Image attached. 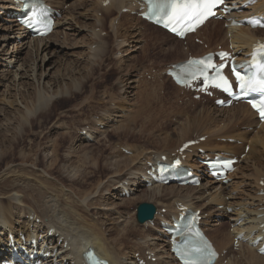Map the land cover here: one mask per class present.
Listing matches in <instances>:
<instances>
[{
    "label": "rangeland",
    "instance_id": "obj_1",
    "mask_svg": "<svg viewBox=\"0 0 264 264\" xmlns=\"http://www.w3.org/2000/svg\"><path fill=\"white\" fill-rule=\"evenodd\" d=\"M50 1L54 2V4L57 5L56 7L62 6L61 8L63 9V17L61 19V24L57 28V33L55 34L54 37H56L55 40L57 43L64 45L63 47L65 50L62 52H58L57 53L58 55L57 54L56 55L54 54L52 56L48 55L47 61L51 60V62H54L55 68L52 70L54 72H56V70L58 69L61 70L62 72L63 68L64 70L69 72L68 68H70V66H75L74 70L76 71L72 75L73 77L71 76L69 72L67 74V77H68L67 81L71 82L72 81L71 77H72L73 78L72 85L74 83H77V85H79V90H74L73 98H70V96L65 98L68 101V103H65L61 109L53 111L48 116L43 115L39 117H36V116L30 117L28 125H31V121H35V123H38V124L39 122H41V124H39L40 129L37 128L38 126L35 127L37 128L36 132L44 131L45 133H47V135H46V138L42 140L38 139V136L35 137L34 135H30L27 138V143H24L21 147L16 149V153L14 157V160H16V163H19L21 161L20 153L23 155L30 156V158L27 159L26 162L34 164L35 160H38V165H32L35 168V170L41 173L42 176L45 178H49L53 180L55 179V177L56 178L59 177L63 179V181L55 180L56 189L58 190L64 189L65 193L68 192L67 189L70 187L69 181L66 180L65 177L62 178V171L60 170V166L64 160H59L57 162L58 165L54 167V169L52 170L53 172L51 171L53 175L49 174L46 171V167L51 165L52 160L54 158V150H53L54 146L55 145L58 146V150L60 152L58 154L60 156L61 154H64L65 150L68 148L67 140L71 137L70 135H68L69 130L67 128H69L70 130L72 129V133H74L75 136L82 137L79 134L80 130L78 129L85 126V124H88L93 128L95 121H96L95 117L106 112V110L114 111L113 112L114 115L111 116L112 117L111 121L109 120L108 122H105L106 125L107 124L109 125L110 122H113L114 125L110 127L105 133L98 134L93 143H90L87 145L86 142L84 143L78 142V144H80L81 147L79 146L75 150L74 156L77 150L80 149L79 152H82L84 154L86 151L88 153V158H87L88 161H89V155L92 156L91 157L92 161H94L96 157L97 158L99 157V159L104 165H106L107 158H110L117 162H123V159H125L126 157L127 158L129 157V162H131V164L132 162L134 164L136 162V164L143 163L144 165L145 163L144 161H146V158L148 157L151 158L150 157L151 154L155 152L160 153V151L168 152V149H166V146L162 144L163 143L162 138H165L168 141L169 140L168 136H171L172 139L175 137L173 144L176 145L177 142H179V139L181 138L180 132H181L182 127L188 123L191 124V129L189 130V132L185 131L187 136H192V135L194 136L197 133L204 134L206 132L205 134H207V136L210 135V137H212L213 135H216L218 133L215 136L217 138H212L211 141H208V145L215 150L219 149L220 147H223L224 146L223 144H227V142L221 139L223 137H219V135H225L224 137L227 138L229 137V135L234 134L236 136H231V137L233 138L237 137L238 139H241L244 144L243 146H241L242 145L241 142L232 144L235 146L238 145L237 146L238 149L242 148L241 149L242 151L238 150L240 151V153L244 152L245 144L248 141H250V145L252 144L250 138L255 137L257 132L260 130V128L259 126H254L258 123L256 116L254 117L255 119L253 121L255 122V124L253 122H250L249 124L248 121H242L241 119L238 118L240 116L243 117L246 114V107L240 108L241 106H238V107H233V108H227L229 110L227 112H224L225 110L223 108L222 110L224 111H222L221 108L217 106L215 107L214 101L211 98L205 99L203 102L198 101L200 103H196L193 101L194 99L192 98V96L183 94L181 91L178 93V91L181 90V88L179 89L177 86L173 85L170 80L164 81L163 88H160V87L158 88L157 85L154 87L153 84H151L152 82L147 85L144 82L137 84L136 82L133 81L130 83V81H132L135 75L136 77H138L139 74L142 73V71L148 67H156L159 69H164L166 66L169 65L170 61L175 60V59L184 58L188 55V52H186L185 54L183 53L185 52V48H183L185 44H183L182 41L179 43H176L171 39L168 40V38L165 39L166 41L164 43H160L159 41H156V37H158L159 35H156L155 33L156 31L146 26V21L144 20L141 21L140 19L138 20V18L140 17L134 13L135 12L134 9L133 10L129 9V11L127 12L122 11L123 12L122 16L119 15V11L117 8L111 12L112 14H109L108 12L106 13V11L108 10L107 8L105 12L100 11L103 13V15L100 17H104V21L102 24L103 30L107 31V34L103 35L100 40L104 41L107 49L104 55L105 57L103 56L104 59L102 57V62H98V64L96 63V65L94 66L95 72H92V75H91L92 78H90L89 80L85 79L86 81L83 80L85 77L84 74L85 73L88 74V72L86 71H90L88 62H89L91 55L88 51H89V46H90L89 43L93 39L91 38L90 35H88L91 33V29L89 31L88 27L82 28V25H84L86 22L90 26V28L94 27L93 25L94 23H95V27L97 26L101 27L100 25H98L99 23L97 24L94 18L95 17L94 15L96 13H94L93 11L97 5L96 0H50ZM130 2L132 1L129 0L128 4ZM0 5L2 6L3 3L0 2ZM131 5L134 6L135 2H132ZM99 15L101 14L99 13ZM112 18H116L117 22L123 23L122 25L123 28L117 30V32H114L110 27ZM0 25L8 26V25H14V24L7 23V21H4L3 23L0 22ZM16 25L13 27L14 30L11 29L10 32H11V37L18 36L17 37L18 39L17 40L12 39L11 41L13 43L10 42V44L7 47L5 46V49L8 50V52L4 53V51L0 50L1 52L0 54L2 55V56L0 55V108L5 109L4 111L6 112V115L0 114L1 115L0 125L7 126L11 124L10 127L12 126L13 129H15L13 131H4L2 135L0 136V138L3 139L6 144H9L10 140L15 139L14 137L16 133L21 134L24 132V129L21 126H19L20 125L19 122L24 119L23 117L24 110H27L26 103L33 102L32 100L35 99L34 93L36 92L35 90L36 87L32 83L33 82L32 80H29L27 83L28 85L27 87L29 91H25V87L23 85H20L21 83V80H19L20 74L17 77V81L16 79L14 80L13 78V73L17 71L18 68H20V65H22L23 62L25 63V65L26 64L29 65V63L32 62L31 60L34 59V57L30 55L29 53L30 45L28 46L27 49H22L20 51L21 54H17L18 46L20 48L21 45H24V43L23 44L21 43V41H24V37L22 36V31L18 27H16ZM74 26L75 28L76 27L79 28V30L70 31V29L74 28ZM124 26L126 27V29H124L125 28ZM210 31H211V34H210ZM216 31H220V33H216ZM227 31L228 30L224 26V23L222 21L211 22L210 25L204 30V35H207L208 37L210 35L212 37L208 45L209 46H217V45L219 46V44H222V45H227V43L229 44L230 39H232L233 33L230 31L227 33ZM1 35L2 34L0 31V37ZM62 36L63 38H60ZM203 38L206 39L205 40L206 42L209 41L208 38L206 37H203ZM148 39H149V42H147ZM97 44H98L97 41L93 42V45H92L93 50L95 49L94 46ZM192 44L194 43L193 42L190 43L191 50L197 49L198 47H199L198 51H200V49L202 50V49L207 48V46L200 45L197 43L195 44L198 47L195 44H194L195 46L192 47ZM132 45H136V46H133L134 47L133 48ZM147 45H148V48H146ZM174 45L176 46V50H168V51L165 50L167 46L169 47V46H174ZM26 46L27 44L25 45V47ZM63 52H64V55H63ZM204 52L205 51L199 52V54H202ZM14 54L15 55L17 54L18 56L14 57ZM41 56L43 57V54H41L39 58H42ZM36 58L37 57H35V59ZM39 58H37V60L39 64H41V59ZM10 59L12 60V63H10L7 66L6 63H8ZM22 69H25V67L23 68L21 66V68L19 69V72H21ZM10 80H12V82ZM126 82H129L128 84H130V86L129 88L126 89V92H125L124 91L125 86L127 87L128 85L126 84ZM132 85L135 87H133ZM145 86H148L147 90L149 91V93L151 92L150 91L151 89L153 92L149 94L150 99L153 101L152 104L149 103L150 105L147 104V100L145 99H142V101L145 104H143L141 101L140 91ZM73 88H70L69 91H71ZM128 90L130 92H127ZM22 92L24 93L26 92L25 93L26 95H23ZM154 92L156 93V95ZM144 94H146V92ZM68 95H70V93ZM155 96H157L158 99L160 100V102H157L156 105L154 101L157 99V97L154 98ZM140 105L143 106L141 111H139L141 108ZM146 105H149L150 113L152 112V106H154L156 109L158 108L167 109L168 108L169 113L167 115L165 114L167 117L164 118V121H167V122H162L160 121L161 119H159V121L158 120L156 121L157 118L155 117V121H156V124L154 122L155 125H151V122H149V125L141 126L139 124L140 119H142L140 114L142 115L145 114V111L144 113H141V112L144 109V106ZM156 106H158V108ZM121 108L125 109L126 110L125 113L128 114L124 118L121 117V115H117V114H121L120 112ZM203 108H206L204 109V114H202ZM146 109L148 110V108ZM170 110H171V113H170ZM156 111L157 110H154V112ZM32 112L34 113L35 110ZM107 114H109V111ZM206 114H210V116H208L207 118ZM138 117L139 119L137 123L135 121V118H138ZM113 118L114 120L112 121ZM191 119H193V121ZM160 122L164 124L161 125ZM123 124H125L124 126L129 125L127 126L129 128L127 129V127H122ZM194 129L195 131L193 132ZM123 130L125 131L123 132ZM100 131H95V133L96 132L98 133ZM242 132L244 133V136H246L247 134V138L249 139L248 141L245 138L243 139L241 136H239V134H243ZM18 134L16 135V137L18 136ZM29 141L35 142L37 146L32 148L29 144ZM204 145L206 146L207 144L204 143ZM259 145L257 147L258 149H256L257 151L254 157H256L257 159L258 157H261L264 159V148L262 145L260 146ZM0 146H3V144L1 143ZM209 146L207 148H209ZM123 147L129 148L130 153H125L123 150ZM140 153L141 154L143 153L144 155L142 154L141 156ZM248 154L251 155L250 149L248 151ZM132 155L133 156L138 155L139 157L138 156L137 158L134 157V161H133L131 160L133 158ZM246 158H247V154H245L244 160L240 163L239 170H238L240 172L239 173L236 172L234 174V177L237 176L235 178V181L237 182L235 181L233 182V184H235L233 188H231L232 185L229 187L227 186L226 190L228 192L233 189L235 190L232 193V197L231 196H229V198L227 197L228 200L241 201V202L245 201L248 205H250L252 202L256 201L257 199V197L254 196L255 193H253L254 188H255V185H253V183H255L254 181L256 180V173L254 169L255 160L254 158L248 159V160ZM73 159L79 160V158H75V157H73ZM89 165H90L89 163L86 164L87 172L84 171L85 175H87V182L89 184L86 183L88 184V186L86 184H83V186L85 185L83 189L85 188L87 190H90V189L94 190V193L92 194V196L94 195L93 198L94 199L96 198L98 200L96 201V204L93 206L94 207L92 208L93 210L91 209L90 212L92 214L95 213L96 217H98L100 222L104 220L102 223L105 224V226H107L108 228L112 229L113 232H115V233L110 232V236L112 237L116 236L118 232L120 234H123V231L122 230L120 231V228L122 227V224L128 222L129 220L132 221L131 218L133 217V215L135 216L134 214L135 206H137V204L140 202H148L149 200L148 201H139V200L137 201L135 199L133 200V202L128 203L127 206H123V207L119 206L121 205V203H123L121 199L119 200V198H122V197L119 195V191L117 192L116 190H113L115 188L113 186L114 183L109 181V179H111L109 177L111 173L104 174V176L101 175L100 178L99 177L96 178L92 176V174L90 173L91 168H88ZM124 172H125V169H124ZM140 172L137 171L136 172L137 174L135 175L142 174ZM99 179L101 180L99 181ZM98 183H100L98 190L103 187L105 189V190L103 189L104 191H102V193H100L101 190L97 192L96 188H97ZM54 193H57V191H55ZM251 193H253L252 196H254L253 201H251L252 199H250ZM56 195H58L60 199L64 198L63 201L67 199L66 198L67 195L65 194L63 196L62 192H58ZM241 195H246V198H244V196H241ZM89 197L87 198L85 203H87L88 199L89 200L91 199V197L90 198ZM83 200H85V198H83ZM149 202L155 203V201H149ZM254 203H257V202H254ZM117 207H119L120 210L123 209L125 211V214H124L123 213L124 211L122 210L123 212L121 213V215L123 216L120 217L119 216L120 214L119 213L117 214V211H116ZM132 210L134 211L133 214H131ZM127 212L128 214L130 213L131 216L130 215L126 216ZM107 213H113V214L116 213L114 215L115 220L113 221V219H110ZM215 219H218V218H215ZM224 219L223 220L226 221L227 225L230 227V225L228 224L229 219L227 218H224ZM115 221L117 222L119 221L118 224L119 223L120 224L117 225V222ZM230 228L232 229V226ZM226 229L228 228L226 227ZM0 234H3V233L0 232ZM137 234L138 233L131 234L133 239L131 235L129 236V238H127L129 241V243H127L128 241H126L127 246L129 244H130L129 246H131L135 240H137V242L141 241L142 236L140 235L137 236ZM134 250L135 248L126 249L124 256L133 257L134 254L135 256H137L140 253V252L133 253Z\"/></svg>",
    "mask_w": 264,
    "mask_h": 264
},
{
    "label": "bare ground",
    "instance_id": "obj_2",
    "mask_svg": "<svg viewBox=\"0 0 264 264\" xmlns=\"http://www.w3.org/2000/svg\"><path fill=\"white\" fill-rule=\"evenodd\" d=\"M48 1L50 2V0H48ZM104 1H106V0H96L97 5H96V8L94 7L95 9L93 11L96 14L95 15L92 14L95 16L94 18H95L97 24L99 23L98 25H101V26L103 24L104 17L98 16L99 15V9L102 8L105 11L107 8L108 10L106 12H108L109 14H112L111 12L117 8L119 11V15L122 16L123 12H121V9L123 7H130L132 10L135 9L134 7H139L138 0H131L132 2L133 1L136 2V5H134V6L131 5L132 2L129 3L130 5L128 4L129 0H108L109 1L108 4H105ZM0 2L3 3L2 6L4 8L7 6L12 8V6H13L12 0H0ZM255 9L258 11H264V2L262 1L259 3V5H256ZM139 19L141 21H143L142 18H138V20ZM76 23H77V21H76ZM208 23H209V21L206 23V25ZM85 24L82 25V28L88 27L89 31L91 29V33L88 35H90L91 38L93 39L89 43L90 46H89V51H88L91 55L89 62H88L90 71H86V72H88V74L85 73L84 74L85 77L83 79V80H85V79L89 80L90 78H92L91 77L92 72H95L94 66L96 65V63L98 64V62H102V57L105 55L107 47L105 46L104 41L100 40L101 39L100 33L95 31V28H96L95 23L93 24L94 27H92V28H90V26L86 22H85ZM15 25L16 24L8 25V26L0 25V29H2V30H0L1 34H2L0 37V39H1L0 40V50L4 51V53L8 52V50L5 49V46L7 47L10 44V42H12L11 41L12 39H14V40L18 39L17 38L18 36L11 37L10 31H11V29L14 30L13 27ZM122 25H123V23L117 22L116 18H112L111 23H110V27L114 32H117V30L123 28ZM146 26H148V28L156 31L155 32L156 35H159L158 37H156V41H159L160 43H164L166 41L165 40L166 38H168V40L171 39L176 43L181 42V40L177 39L175 36L171 35L166 30L164 31L163 29H161V28H159L153 24L146 22ZM19 29L22 31V36L24 37V41H21V43L22 44L24 43V45L20 46L21 49L18 46V49H17L18 53L17 54H21L20 51L22 49H27L28 46L30 45L29 53H30V55H32L34 57V59L31 60L32 62H30L29 65H27V64L25 65V63L23 62L22 65H20V68L22 66L23 68L25 67V69H22V71L19 72L20 68H18V70L13 73V78H14V80L16 79V81H17V77L20 74V79H19V80H21L20 85H23L25 87V91H29V89L27 87L28 86L27 83L29 80H32L33 81L32 83L36 87L35 88L36 92L34 93L35 99L32 100L33 102L26 103L27 110H24V114H23L24 119L19 122V124H20L19 126H21L24 129V132L21 134L16 133V135L18 134V136L16 137V135H15V137H14L15 139L10 140L9 144H6L5 141L0 138V144L1 143L3 144V146H0V228H1V230L2 229L6 230V228L11 229V228L17 227V226L28 230L29 226L31 225V222L27 219L26 216H30L32 213H34V214H36V217L42 221V223L37 226L38 230H41L42 228H44L45 225H51V226L55 227L57 229V231L62 236H64L65 239L69 240V250L62 251V253H63V259L69 258L70 264H78L80 259L83 258L84 252L89 247H93L95 250H97V252L99 253V255L102 258L109 260L112 264H135L133 261V257L124 256V253L126 252L125 250L130 249V248L131 249L136 248L133 251V253H135L137 251H138V253L141 252V254L144 257L146 256L147 251L155 252L156 256H157V262L153 263V264H177V263H175V259L168 252L167 244L163 240H161V238L158 237V228L156 226L148 225L149 222H147L145 224H137L136 218L134 215L131 218L132 221L129 220L128 222L122 224L120 231L122 230L123 234H120L118 232V234H116V236H113V237L110 236V232H112V233H115V232H113L112 229L108 228L107 226H105V224L102 223L104 220L102 222H100L98 217H96L95 213L92 214L90 212L91 209L94 208L93 206L96 204V201H98L96 198L95 199L93 198L94 195L92 196V194L94 193V190H92V189L87 190L85 188L83 189V187L85 186V185L83 186V184L88 183L87 182V175H85L84 171L87 172L86 164L89 163L90 165L88 166V168H91L90 173L92 174V176H94L96 178H98V177L100 178L101 175L104 176V174L111 173L109 176L111 179H109V181L114 183L113 186L115 188L113 190H116L117 186L120 187V185H123L126 182H128V189L133 191V195H131L129 197V199L124 198V197L119 198V200L121 199V201L123 202L119 206H122V207L127 206L128 203L133 202V200H135V199L137 201L138 200L139 201H148V200L149 201H155V203L153 202L157 206V213L155 215V218L153 219L155 225H157L159 223V219L161 217V209L167 208L169 210V212H172L173 210H175L177 202H182L183 204L188 205L189 207L194 208V209H202V214L204 216L207 215L203 222L205 224L207 231L210 232V236L213 239L215 245L219 248V250H223V249L228 250L227 256L224 258H221L219 260V262H223L226 260L227 263H225V264H264V256L258 254L256 252V249H254L248 245H242V247L238 251H234L232 249L233 238L235 236V230L237 228H235L233 230H231V228H230L232 226V224L237 220L238 215L241 213L246 214V215H250L248 220H251V221H255V217L257 214L264 213V209H260L261 207H264V196H258L256 194H254V196L257 197L256 201H254V202H257V203L252 202L250 205H248L245 201L241 202V201L228 200L227 197L228 198H229V196L232 197L231 194H232V191L234 189L230 190L228 192L226 190L227 186L222 185L219 187L218 185L214 184V182H211V181H208V183H206V184L203 183L202 186H200V187L176 186L173 184L153 185L150 188L145 187V185H144L145 182L141 181V175L142 174L135 175V174H137L136 173L137 171L140 172L142 170V168H143L142 166H144L143 163L136 164V162H135V164H134L132 162V164H134V165H132L131 162H129V157L128 158L126 157L125 159H123V162H117V161H114L110 158H107L106 159V161H107L106 165H104L101 162V160L99 159V157L98 158L96 157V159L94 161H92L91 160L92 156L89 155V161H88L87 160L88 153L85 151V153H87V154H85V153L83 154L82 152H79L80 149L77 150V152L74 156L75 150L80 146V144H78V142L84 143L86 141H85V138L83 137V135H81L82 137L75 136L74 133H72V129L70 130L69 128H67L69 130L68 135H70L71 137L67 140L68 148L65 150V153L61 154V156H60L58 154V153H60L58 150V146L55 145L54 149H53L54 150V158L52 160V163L50 166L46 167V171L49 174L53 175L52 170L54 169V167H56L58 165L57 162L59 160H64L60 166V170L62 171V178L65 177V179L69 181L70 187L67 189L68 192L65 193L64 189L63 190L56 189V181L55 180L63 181V179H61L59 177H57V178L55 177V179H53V180L49 179V178H45L42 176L41 173H39L35 170V168L32 165H38V160H35L34 164L26 162L27 159L30 158V156L23 155L20 153L21 161L19 163H16V160H14L16 149L21 147L24 143H27V138L30 135H34L35 137L38 136V139H40V140L45 139L46 135H47V133H45L44 131L36 132L37 128L40 129L39 124H41V122H39V124H38V123H35V121H31V125H28L30 117L31 116L39 117V116H43V115L48 116L53 111L61 109L65 103H68V101L65 98L69 97V96H70V98H73L74 90H79V85H77V83H74L72 85V81H73L72 75L76 71V70H74L75 66H70V68H68V70L72 76L71 77L72 81L68 82L67 81V79H68L67 74L69 72L64 70V68H63L62 72L59 69L56 70V72H54V71H52L55 68L54 62H51V60L47 61L48 55H50V56H52L54 54L56 55L58 52H62L65 50L63 47L64 45L57 43L55 40L56 37H53L55 32H54V34L50 35L48 38H29L28 34L26 32H24L22 30V28L19 27ZM124 29H126V27ZM71 30L78 31L79 28H77V27L75 28V26H74V28H71L70 31ZM229 31L233 33L231 43L233 45L237 44V48H241V47H245L247 45L248 46L251 45V42L257 37L264 38V30H261V29H250L248 27L236 26V27H231L227 32H229ZM216 33H220V31H216ZM161 35H163V36H161ZM56 36H58V35H56ZM194 38L195 37H193L191 39H194ZM204 40H206V39H204ZM53 41H55L56 43ZM94 41L98 42V46L93 50L92 45H93ZM121 42H120V44H121ZM207 42H209V41H207ZM26 44H27V46L25 47ZM133 46H136V45H132V47ZM193 46H195V45L192 44V47ZM167 47L165 49L166 51L176 50L175 45L169 46L168 48ZM146 48H148V45ZM17 54L16 55L14 54V57H17L18 56ZM41 54H43V57L41 56L42 58H39ZM63 55H64V52H63ZM197 55H200V54H197ZM4 56H5V54H4ZM35 57L41 59V64H39L37 58L35 59ZM104 57H103V59H104ZM186 57L172 60L173 62H171V64L176 63L178 61H181V60L185 59ZM5 59H7V58H5ZM5 59H4V61H5ZM18 61H20V60H18ZM10 63H12L11 59L8 61V63H6L7 66ZM77 74H78V72H77ZM82 74H83V72H82ZM10 81L12 82V80H10ZM133 81L134 80L130 81V83ZM128 83L129 82H126V84H128ZM129 86H130V84H128L127 87L125 86V89H124L125 92H126V89L129 88ZM133 87H135V86H133ZM70 88H73V89L71 91H69ZM149 88H150V86H149ZM178 88L180 89V87H178ZM147 89H148V86H145L141 89V91H140L141 101H142V99H145V100H147V104H149V103L152 104L153 101L149 97L150 96L149 94L152 92V89L151 90L149 89L151 91L150 93ZM127 92H130V91L128 90ZM145 92H146V94H144ZM25 93L22 92L23 95H26ZM69 93H70V95H68ZM155 95H156V93H155ZM156 97L157 96H155L154 98H156ZM91 98H90V100H91ZM158 100L159 99L157 97V99L154 101L155 105L157 102H160V100L159 101ZM142 103L145 104L143 101H142ZM149 105L144 106V109L141 112V113H144V111H145V114H143V115L140 114L142 119H140L139 124L141 126L142 125H149V122H151V125H155L156 121L157 120L159 121V119H161L160 121H162V122H167V121H164V118H166L167 117L166 115L169 113L168 108L167 109L166 108L165 109L164 108L159 109L158 106H156L158 108V109H156L154 106H152V112L150 113ZM239 106H241L240 108L246 107V114L243 117L240 116L238 118L241 119L242 121H248L249 124H250V122H253L255 119L254 118L255 117L254 112L251 111V109L246 104H240ZM142 107L143 106H141L139 111H141ZM146 108H148V110ZM117 109H118V107H117ZM204 109H206V108L202 109L203 110L202 114H204ZM223 109L225 111L222 110V108H221V110L224 112H227L229 110L227 108H223ZM4 110L5 109L0 108V114L1 115H6V112ZM34 110H35V112H34L35 115L32 112ZM154 110H157L158 112L156 111L157 112L156 113V112H154ZM171 110H170V113H171ZM113 112L114 111L109 110V114L105 115V116H107L108 121L109 120L111 121V118H112L111 116L114 115ZM153 112L156 114H154ZM118 115H120V114H118ZM208 116H210V114H206L207 118H208ZM155 117L157 118L156 121H155ZM138 119H139V117L135 118V121L137 122ZM113 120H114V118L112 119V121ZM191 120L193 121V119H191ZM154 122H155V124H154ZM162 122H160L161 125L164 124ZM192 124H194V123H192ZM10 125H7V126L6 125L5 126L0 125V136L2 135V133L4 131L15 130V129H13L12 126L10 127ZM124 125L125 124H123L122 127L129 126V125L124 126ZM36 126H38V127L35 128ZM128 128L129 127H127V129ZM16 129H17V127H16ZM79 129L83 130V127L79 128ZM190 129H191L190 123H188L182 127L181 132H180L181 138L179 137L180 138L179 142H177L176 145L173 144L175 137L172 139L171 136L166 135V136H168V139H169L168 141L165 138H162V141H163L162 144L164 146H166V149H168V152L160 151V153L157 152V154L158 155H161V154L170 155L171 153H173L181 145V143L183 141H185L187 139H191L185 133V131L189 132ZM195 129L193 130V132L195 131ZM227 130H229V129H227ZM95 131H100V130H93V129L88 130V132L92 136L95 135ZM124 131L125 130H123V132ZM219 136L224 137L225 135H219ZM231 136H236V135H234V134L229 135V137H231ZM239 136H241L243 139L244 138L248 139L246 136H244V133L239 134ZM83 138H84V140H83ZM250 139H251V143H252L250 145L251 155H249L247 153L246 159L248 160V159L254 158V160H255V162H254L255 168L254 169H255V173H256V180L254 181L255 183H253V185L256 184V186H258L259 180L262 179V177L264 176V159L261 157H258V159H257L254 156H255V153L257 151L256 149H258L257 147L259 144L262 145L264 148V124H262V126H261L260 130L257 132L256 136L252 137ZM167 143H168V145H167ZM29 144L32 148L37 146V144H35V142H32V141H29ZM203 147H204V145H203ZM205 147H208V146L206 145ZM222 149L227 150V151H231V152H236L238 154L240 153V151H238L237 146H232V144L226 145L224 148H221V150ZM18 154H19V152H18ZM142 154H141V156H142ZM137 156L136 155L133 156V158L131 160L134 161V157L137 158ZM73 157L79 158V160H75V159H73ZM150 159L151 158H149L147 160H150ZM243 160H244V158L242 159V161ZM239 166H240V163H239ZM124 169H125V172H124ZM142 171H144V170H142ZM142 171L140 173H142ZM100 180L101 179H99V181ZM88 184H86V185L88 186ZM99 185H100V183L97 184V188H96L97 192L99 190H101L100 193H102V191H104L105 189L103 187V188L98 190ZM55 191H57V193L62 192L63 196L66 194L67 199L65 198L66 200L63 201L64 198L60 199L59 196L56 195L57 193H54ZM119 191L121 192L123 190H119ZM89 196L91 197V199L90 200L88 199L87 203H85V201L87 200V198ZM254 196H252V194H251V197H250V199H252L251 201L254 200ZM83 198H85V200H83ZM170 198H171V200H170ZM220 205H223L224 208H222V209L219 208ZM246 206H248V207H246ZM229 208H233V211L231 213L228 212ZM122 210H120L119 207H117L116 211H117V214L118 213L120 214L119 215L120 217L123 216V215H121V213L124 210L123 211ZM93 212H95V211H93ZM111 212H113V211H111ZM123 213L125 214V211ZM107 214H108V217L110 219H113V221L115 220L114 215L116 213L115 214L107 213ZM127 214H128V212H127ZM98 216H99V214H98ZM119 216H118V218H119ZM216 216H217V218L219 216H221L222 218L215 219ZM116 217H117V215H116ZM224 218L229 219L228 224L230 225V227L228 229H226L227 222L223 220ZM115 222H117V221H115ZM118 222H117V225L120 224V223L118 224ZM117 230H119V229H117ZM0 232L3 233V231H0ZM134 233H138L137 236L138 235L142 236L141 241L137 242V240H135L131 246H129L130 244L127 246V243H129L127 238H129V236L131 234H134ZM131 237H132V235H131ZM132 239H133V237H132ZM4 240L5 239L0 236V242L4 241ZM126 241H128V242L126 243Z\"/></svg>",
    "mask_w": 264,
    "mask_h": 264
},
{
    "label": "snow or ice",
    "instance_id": "obj_3",
    "mask_svg": "<svg viewBox=\"0 0 264 264\" xmlns=\"http://www.w3.org/2000/svg\"><path fill=\"white\" fill-rule=\"evenodd\" d=\"M147 2L150 13L158 21H167L165 24L166 27H170L171 31L177 35L184 36L186 32L193 31L196 26L201 24L208 16L212 15L213 8L218 4L223 5L225 0H147ZM253 23L256 24L258 22L253 21ZM189 63L192 65H204V61H190ZM206 67H211V65H207ZM258 68L262 74L259 80L254 78L245 80V77L233 68L241 92L259 91L264 94V64H260ZM199 71L202 74L203 68L199 69ZM187 75L196 78V74L192 71H189ZM177 79L178 82L184 83V77L178 76ZM223 82L230 89L231 85L227 81V78H223ZM251 103L252 107L259 112L260 118L264 120V97H262L259 105L255 101H251ZM176 163L179 164L180 162L176 161ZM194 250L198 255H203L205 252L210 251L207 247H196ZM261 251H264V249H261ZM211 255H215V253L212 252ZM89 259H92V257H89ZM95 264H103V262L97 260Z\"/></svg>",
    "mask_w": 264,
    "mask_h": 264
},
{
    "label": "water",
    "instance_id": "obj_4",
    "mask_svg": "<svg viewBox=\"0 0 264 264\" xmlns=\"http://www.w3.org/2000/svg\"><path fill=\"white\" fill-rule=\"evenodd\" d=\"M155 208L152 205H141L140 206V220H144L148 217H152L153 216V212H154Z\"/></svg>",
    "mask_w": 264,
    "mask_h": 264
}]
</instances>
